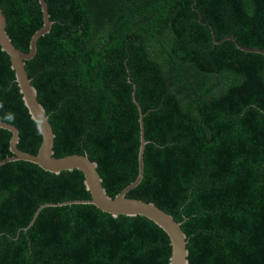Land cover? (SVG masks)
I'll return each mask as SVG.
<instances>
[{
  "label": "trees",
  "instance_id": "1",
  "mask_svg": "<svg viewBox=\"0 0 264 264\" xmlns=\"http://www.w3.org/2000/svg\"><path fill=\"white\" fill-rule=\"evenodd\" d=\"M51 26L25 69L53 156L85 154L115 197L152 202L186 235L188 264H264V0H44ZM28 52L39 0H0ZM258 49L260 51H246ZM0 120L42 141L0 45ZM0 128V161L13 156ZM81 170L0 165V264H169L151 219L93 203ZM84 201V202H80Z\"/></svg>",
  "mask_w": 264,
  "mask_h": 264
},
{
  "label": "water",
  "instance_id": "2",
  "mask_svg": "<svg viewBox=\"0 0 264 264\" xmlns=\"http://www.w3.org/2000/svg\"><path fill=\"white\" fill-rule=\"evenodd\" d=\"M41 3L44 24L37 30L30 41L29 51L22 52L17 49L10 38L8 37L5 27L6 19L0 10V45L6 51L11 60V66L14 69L16 81L22 93L23 100L27 106L31 117L36 121L38 130L42 136V141L37 154H31L21 151L17 148L18 130L12 124L0 120V128L7 129L11 132L10 150L13 156L7 157L0 161V165L9 161L24 159L38 164L45 170L59 173L62 170H72L77 168L84 174V183L91 194V199L88 201L93 203L100 209L111 213L113 216L125 214L129 216L142 215L160 226L169 236L171 245V255L169 264H188V249L186 247V235L183 232L180 223L177 222L169 213L157 207L152 202H146L141 199L128 198L126 193L135 187L143 176V149L146 143L143 131V113L139 107V120L141 127V145L138 159V175L136 179L127 185L115 197H110L101 183V178L96 169V163L91 161L85 154H72L64 157L53 156L54 133L48 117L45 114L43 106L37 100V93L34 86L31 84L26 69L25 61L32 58L36 52L37 39L49 31L51 22L47 11V5L44 0H39ZM246 51H260L258 49H245ZM264 53V51H262ZM84 202V201H80Z\"/></svg>",
  "mask_w": 264,
  "mask_h": 264
}]
</instances>
